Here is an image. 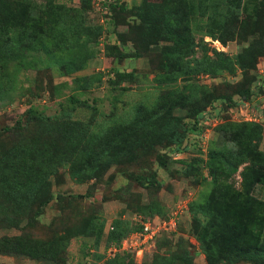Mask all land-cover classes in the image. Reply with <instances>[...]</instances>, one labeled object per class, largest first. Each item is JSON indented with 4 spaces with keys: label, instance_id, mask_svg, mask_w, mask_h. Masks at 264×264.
<instances>
[{
    "label": "trees",
    "instance_id": "16d2710c",
    "mask_svg": "<svg viewBox=\"0 0 264 264\" xmlns=\"http://www.w3.org/2000/svg\"><path fill=\"white\" fill-rule=\"evenodd\" d=\"M106 2L101 1L103 5ZM79 3L82 9L86 8L85 0H79ZM108 7L103 6L100 10L107 11ZM118 8L121 12L127 11L125 7ZM249 8L254 12L256 21L247 31L252 39L246 48L234 56L213 49L212 57L203 46L202 55L194 56V48L199 45L194 40L191 19L199 22L201 35L225 46L239 38L240 32L245 30L239 15L247 13ZM155 10L162 14V28L156 35V41L168 44L161 51V72L154 78L158 84H174L178 80L189 82L198 74L215 76L222 72L231 73L236 67L247 72L257 58L264 59V0H166L163 7L161 4L143 5L135 13L148 35L154 32L150 17ZM73 12L75 9L52 0L41 3L34 0H0V66L16 59L22 62L27 51H44L49 56L56 57V53H60L65 57L58 61L64 74L80 71L83 68L81 51L76 54L75 48L86 47L91 30L88 27L89 31L84 29L73 34L70 42L69 38L66 40L63 21L67 17L72 18ZM157 29L158 26L155 27ZM117 39L118 50L122 52L125 36L118 34ZM132 54L134 57L141 56L138 51L129 56ZM132 78V73L116 71L109 86L112 90L120 89ZM244 82L236 85L234 90L237 100L243 101L242 105L254 92L249 86L251 79ZM208 91L207 87L196 84H187L180 90L168 89L152 106L139 104L131 119L113 123L97 134H88L82 128L79 131L69 120L75 107L86 104L80 101L79 95L67 97L52 116H46L35 106L29 107L22 116L42 127V133L31 136L24 145L2 152L1 195L14 206L16 216L25 215L33 208H38V216L53 198L48 177L64 165L69 166L72 176L87 180L99 177L112 165L139 162L147 154L166 167L165 157L157 151L171 148L173 157L185 153L187 146L180 148L185 135L193 131L203 133L210 126V122L204 124L202 113L214 100H225L229 108L236 105L231 96L214 92L209 100L206 97ZM177 110L185 112L184 118L192 120V127L185 124L183 117L174 115ZM207 116L211 120L210 115ZM214 130L219 136L218 141L204 147L206 158L194 156L189 161L177 160L185 167L184 177H197L210 185L201 199L187 205L199 252L206 264H264V200L254 196L255 187L264 186V152L259 149L264 138V126L254 121L224 120L219 121ZM243 165L247 168L242 174V189L237 190L233 178ZM203 170L207 171L205 177ZM156 186L159 188L161 185L157 183ZM168 215L157 206L145 218L165 220ZM87 223L94 225L90 219ZM109 227L111 229L100 243L97 240L89 245L88 248L94 250V253H88L92 259L90 263L124 264L125 259L134 261L130 252L120 251L110 258H105L104 253L110 246L119 247L131 232L141 229L140 224L129 227L126 223L114 221ZM83 228L75 234H85L86 228ZM98 235L103 236L102 230H98ZM68 239L66 234L56 235L49 241L35 240L28 235L3 237L0 239V254L54 263L59 247ZM160 239V236L155 239L156 247ZM167 244L169 241L165 242ZM188 246L190 243L178 237L176 250L166 258L158 256L159 263L192 264Z\"/></svg>",
    "mask_w": 264,
    "mask_h": 264
},
{
    "label": "rangeland",
    "instance_id": "374dc122",
    "mask_svg": "<svg viewBox=\"0 0 264 264\" xmlns=\"http://www.w3.org/2000/svg\"><path fill=\"white\" fill-rule=\"evenodd\" d=\"M34 1L41 3L43 0ZM52 1L75 9L71 13L73 17L63 21L66 40L69 38L70 42L73 34L88 27L91 30L88 29L86 47L75 48L76 54L81 51L83 68L73 74H64L58 61L65 57L60 53H56V57L49 56L44 51H27L23 54L22 62L16 59L0 66V156L4 150L24 145L31 136L42 133V127L22 116L29 107L35 106L46 116H52L59 111V104L72 94L79 95L80 101L86 104L75 107L69 120L74 124L73 128L86 130L88 134H97L113 123L128 121L139 104L152 106L160 94L168 89L180 90L187 84H196L208 88L206 97L209 100L213 96L212 92L231 96L236 101L234 107L229 108L225 100H214L202 113L204 124L212 123L207 131H193L185 135L180 148L187 146L185 153L181 154L186 161L194 156L206 158V146L218 141L219 136L214 130L217 121L239 122L248 114L256 117L264 126L263 58H257L247 72L236 67L231 73L222 72L215 76L198 74L189 80L190 83L178 80L174 84H158L154 81L155 76L161 72V51L168 45L161 40L156 41V35L162 28V14L154 11L150 17L154 32L148 35L135 12L137 8L148 4H161L163 7L166 0H107L105 5L100 0H85V9L81 8L79 0ZM102 5H109V10H100ZM119 6L125 7L127 11L121 12ZM239 16L245 30L240 32L239 38L225 46L201 35L199 22L191 19L194 40L199 45L194 48V56L202 55L203 46L212 57L213 49L234 56L246 48L252 39L247 31L253 27L256 18L251 8ZM118 34L125 36L126 40L122 52L118 50ZM134 51H138L141 56H129ZM116 71L132 73L133 78L123 83L120 89L112 90L109 81ZM249 78V86L254 92L242 105L240 103L243 101L237 100L234 90L236 85L245 83V79L248 81ZM205 112H208L211 120H208L209 116ZM174 115L184 118L185 112L177 110ZM184 119L185 124L192 127V120ZM259 149L264 152V138ZM157 152L165 157L166 167H162L154 156L147 154L139 162L112 165L99 177L88 180L72 176L69 166H62L56 174L48 177L53 198L38 216V208L16 216L14 206L1 195L0 189V239L28 235L35 240L49 241L56 235H69L68 241L59 247L54 263L0 254V264H94L88 261V247L97 240L100 243L114 221L126 223L129 227L138 226L140 219L148 217L157 206L169 215L175 207H180L177 212L179 229L172 234H161L157 247L154 244L142 255L131 252L134 261L125 259L124 264H162L157 257L164 255L166 258L174 252L178 237L190 243L188 247L192 264H206L195 240L187 205L201 199L209 191L210 185L197 177H184L185 167L177 161L178 158L173 157L171 148H162ZM246 168L247 165L241 166L233 178L237 190L242 189V174ZM202 173L204 177L207 175L206 170ZM152 179L154 182H151ZM157 183L161 185L159 188ZM254 196L264 200V186H256ZM89 219L94 225L87 223ZM82 227L86 228L85 234H75ZM98 230H102V237L98 235ZM166 241L169 244L165 245Z\"/></svg>",
    "mask_w": 264,
    "mask_h": 264
},
{
    "label": "built area",
    "instance_id": "2783aa9c",
    "mask_svg": "<svg viewBox=\"0 0 264 264\" xmlns=\"http://www.w3.org/2000/svg\"><path fill=\"white\" fill-rule=\"evenodd\" d=\"M104 2V0H100ZM244 121H254L260 122L256 117H251L250 115L246 114L243 118ZM218 123V121H217ZM212 123L210 122L209 125ZM207 131V129H205ZM181 156V158H180ZM174 158L182 159L181 154H176ZM177 159V160H178ZM180 207H175L168 216L167 219L161 220L158 217L154 218H142L140 219V230L131 232L127 237H125L119 247L110 246L104 253L105 258H110L114 254L120 251L124 252H133L135 255L143 254L147 252L148 249L154 246L155 239L160 236L161 234H172L175 232L179 225V220L177 212ZM111 229V227H109ZM89 253H94L93 249H89ZM89 263L91 259L89 258Z\"/></svg>",
    "mask_w": 264,
    "mask_h": 264
}]
</instances>
